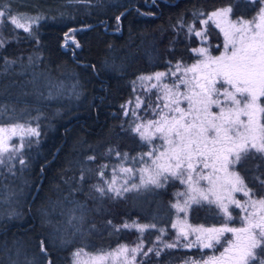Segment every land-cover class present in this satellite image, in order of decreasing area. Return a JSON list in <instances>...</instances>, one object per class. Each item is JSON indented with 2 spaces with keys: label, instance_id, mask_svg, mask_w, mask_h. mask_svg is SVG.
Listing matches in <instances>:
<instances>
[{
  "label": "trees",
  "instance_id": "16d2710c",
  "mask_svg": "<svg viewBox=\"0 0 264 264\" xmlns=\"http://www.w3.org/2000/svg\"><path fill=\"white\" fill-rule=\"evenodd\" d=\"M226 6L233 7L234 17H248L258 8L246 0H90L87 4L0 0V11L44 17L33 26L32 35L12 34L6 27L10 42L0 48V106H8L9 122H32L40 131L38 145L26 153L22 173L28 193L15 208L19 216L9 218L12 209L6 208L10 212L0 217V264H28L31 260L36 264H49V260L71 264L73 251L81 247L97 252L133 244L140 236L135 229L116 231L133 221L146 224L155 217L159 227L169 229L175 184L144 193L151 199L145 204L137 202V193H128L126 199H101L92 188L96 164L106 160L109 149L130 155L140 150L121 107L131 95L134 80L167 71L169 61L175 65L178 60L187 64L195 60L190 49L197 47L199 40L179 30L181 16L191 23L194 9L212 11ZM121 13L118 25L116 17ZM196 26L199 28V21ZM69 29H80L74 33L79 48L71 41L65 46L64 33ZM209 41L221 43L212 26ZM5 59L15 61L6 73ZM58 82L75 84L79 95L74 101L58 104L51 98L53 84ZM58 113L62 120L56 119ZM90 137L95 140H88ZM89 156L95 159L89 161ZM74 162H80L84 170V164H89L91 171L85 170L83 181L80 169L68 167ZM258 164L259 172H264V161L251 158L237 167L257 196H264V187L252 181ZM19 176L5 175L0 186H10L8 183ZM69 178L70 183L66 182ZM80 187L86 193L80 192ZM73 214L82 217L77 223L79 231L69 224ZM188 220L204 226L223 223L207 205H193ZM157 235L155 229L146 231L144 243L159 247L153 243ZM62 236L67 244H61ZM42 241L47 256L40 251ZM219 251L220 247L216 254ZM205 252L211 254L212 250ZM200 255L196 248H178L165 250L161 257L150 253L137 259L145 264H183L185 259H199Z\"/></svg>",
  "mask_w": 264,
  "mask_h": 264
},
{
  "label": "snow or ice",
  "instance_id": "6c2138e0",
  "mask_svg": "<svg viewBox=\"0 0 264 264\" xmlns=\"http://www.w3.org/2000/svg\"><path fill=\"white\" fill-rule=\"evenodd\" d=\"M75 2L87 4L90 0ZM246 2L253 7L258 5L251 19H232L231 6L212 11L194 9L191 23H185L181 16L177 21L179 30H186L189 38L195 36L200 41L201 46L190 49L196 57L195 62L189 65L178 60L173 65L169 61L167 71L138 77L145 92L155 90V101L151 96L145 99L138 96L135 109L130 110L127 105L121 107L125 116L131 111L139 121L133 122L134 126L130 124L128 130L139 137L142 146H148V151L138 156L117 152L120 163L113 167L111 179L106 178L104 171L108 165H100V181L92 185L101 199H126L128 193H151L178 180L185 190L175 193L176 201L171 204L177 217L171 224L175 237L165 241L168 232L158 226L155 217L146 224L124 223L116 231L135 229L140 234L135 247L121 244L115 249L95 253L81 247L72 253L71 264H145L137 257L147 258L150 253L161 257L165 250L178 248H196L201 253L199 259L188 258L183 264H264V196H257L237 167L249 158L264 161V0ZM123 15L116 17L118 25ZM0 18L29 35L33 34V26L44 19L40 15L5 11H0ZM196 21H199V28ZM210 26L223 36L222 50L221 45L215 46L219 55L212 54ZM77 31L80 29L64 33L66 47L70 46L69 41L76 48L80 47L74 36ZM8 42L0 37V48ZM14 63L5 59L4 72ZM73 94L79 95L75 91ZM145 103L147 107L141 117L136 109ZM7 112L8 106H0V170L6 167L8 172L14 173V162L26 166L23 149L26 144L31 145L28 138L39 137L40 131L39 126L32 127L30 123L9 122ZM14 138H19L18 144L13 143ZM87 159L91 161L95 157ZM259 168L258 164V174L252 181L264 187V172H259ZM80 179H86L83 168ZM66 182L70 183L71 178ZM237 193L244 199L238 198ZM15 198L14 191L6 193L5 189H0V205L11 204ZM193 205L214 208L223 223L219 227L192 225L188 222V213ZM237 209L241 226L233 227L230 225ZM18 216L15 209L9 213V218ZM80 220L82 217L73 214L69 224L79 231L77 223ZM151 229L158 233L155 244L160 246L143 251V236ZM67 243L62 236L61 244ZM217 246L223 249L218 255ZM205 250L212 252L208 254ZM40 251L47 256L43 241ZM28 264L36 262L31 260Z\"/></svg>",
  "mask_w": 264,
  "mask_h": 264
},
{
  "label": "rangeland",
  "instance_id": "374dc122",
  "mask_svg": "<svg viewBox=\"0 0 264 264\" xmlns=\"http://www.w3.org/2000/svg\"><path fill=\"white\" fill-rule=\"evenodd\" d=\"M258 10V8L248 17H243V16H237V17H234L233 14H231V18L232 19H237V18H244V19H251L253 16H255L256 14V11ZM6 27H9V31L12 33V34H16V33H23L25 35H28V33H25L23 32L22 29H14V26L11 25L10 23H6L4 22V19L3 18H0V37L4 38L5 40L9 41V38L5 35L6 34ZM218 33H219V30L216 29L214 26H212ZM220 37H221V43L219 45H221V50H222V44H223V36L219 33ZM212 45V44H211ZM217 44H213L212 45V54L213 55H219V51H217L215 49V46ZM198 46H201L200 45V41H199V45ZM197 46V47H198ZM196 59V57H195ZM195 60L193 62H191L190 64L194 63ZM189 64V65H190ZM147 75H150V74H144L143 76H147ZM142 76V75H141ZM140 77V76H139ZM53 92H52V99H54L56 101V103L60 104L61 102L63 101H67L68 100H72L74 101V99L76 98V95L73 94V92H78V90L76 89L75 87V84H69L68 82L64 83V82H58L56 84H53ZM140 97L141 99H145L149 96H151V100L154 102L155 101V98H156V92L155 90H153L152 93H147L143 90V87L141 86V83L140 81L138 80V77L137 79L134 80L133 84H132V91H131V95L130 97L128 98V100L125 102L124 105H127L129 107V109H135V106H136V103H137V97ZM262 100H264V98H262ZM144 106L146 107V105H142V107L140 109H136V112L139 116L141 117H144ZM214 111H218V109H213ZM150 115V113H149ZM123 116L124 118H126V121H127V128L129 129L130 127V124L132 126H134V123L133 122H139L136 120L135 116L132 115L131 111L129 112V115L125 116L124 114V109H123ZM57 120H62V115L58 113V115L55 116ZM22 123H30V126L32 127H37V125L35 123H32V122H22ZM130 133H132L130 131ZM133 135H135L137 137V139L139 140V137L132 133ZM31 140V145L28 146L26 144L25 148L23 149V152H24V158L26 159V153L28 151H31L32 149H34L37 145H38V137H30L28 138ZM121 139V138H120ZM88 140L90 141H94L95 139L94 138H88ZM13 143H19V138H14L13 140ZM139 143H140V150L133 153L132 155L129 154V156H138L140 153L142 152H146L148 151V146L147 145H141V142L139 140ZM157 143H159V141H157ZM117 152H112L111 153H105L107 154L106 156V160L105 161H100L98 164H96V172L94 173V176H95V179H96V182L95 184L100 181V177H99V166L100 165H108V167L104 170L105 171V175H106V178L107 179H111L112 177V170H113V167L114 166H117L119 165L120 163V158L117 157L116 155ZM121 154H124V153H121ZM105 156V155H104ZM85 166V170H89V164H84ZM128 166V165H126ZM12 167H14L15 169V172L14 173H10L8 172L7 168H3L2 170H0V178L2 179V177H5V175H13V174H17L19 173L20 176H19V180L17 181H10V183H8V185L10 186H7V185H2L0 186V189H5L6 190V193L7 192H11V191H14L16 193V198L12 201L11 204L5 202L4 204V207L1 205L0 207V217L1 216H6L7 213L10 212L9 209H15L18 205H20L22 203V201L25 199V197H27V189L24 188V183L27 181V178L26 176L22 173L26 166H21L19 164L18 161L14 162V164L12 165ZM69 169H72V170H81L83 168V166L80 164V162H74V163H71L68 165ZM84 170L85 172V175H86V171ZM90 175V174H89ZM102 182V181H101ZM136 182L138 183V177L136 178ZM169 183H173L176 185L174 191H173V196H174V200L172 203H175L176 201V198H175V193H177L178 191H184L185 190V186L184 185H181L180 182L178 180H175V181H170ZM80 189V192L82 193H86V190L84 188H79ZM144 194V193H143ZM143 194H140V196H135L137 202H140L141 204L142 203H146V202H149L151 201V199H146L145 196H143ZM238 198L240 199H244L241 194L237 193L236 194ZM171 203V204H172ZM6 208H9V209H6ZM172 209V214H173V217H172V220H171V223H170V226H169V229L167 230L168 232V235L164 237V240L165 241H170L172 240L174 237H175V230H173L171 228V224L176 220V210L171 208ZM234 217H235V220L233 223H231L230 226H233V227H240L241 226V221H240V218H239V210H235L234 213H233ZM181 216V219L184 218V214L181 213L180 214ZM188 222L190 223V221L188 220ZM192 224V223H191ZM194 225V224H192ZM194 226H198V225H194ZM205 227H212V226H205ZM219 227V226H217ZM229 236V238L231 237V234H227ZM155 241H156V238H154L153 240V243L154 245H158L160 246L159 244H155ZM137 243H139V240L138 241H134L133 244H127L128 246L130 247H135L137 245ZM149 245H146V243H144V248H143V251H147V249L149 248L148 247ZM118 246L112 248V249H115L117 248ZM154 247V246H153ZM219 247V246H217ZM111 250V249H109ZM223 249L220 248V251H222ZM86 251V250H85ZM107 251V250H105ZM74 252V251H73ZM89 252V251H87ZM92 253H95V252H92ZM219 254V253H218ZM217 254V255H218ZM138 258V257H137Z\"/></svg>",
  "mask_w": 264,
  "mask_h": 264
}]
</instances>
